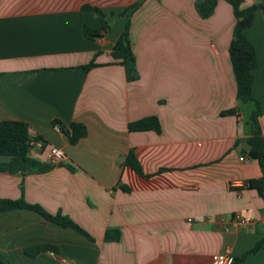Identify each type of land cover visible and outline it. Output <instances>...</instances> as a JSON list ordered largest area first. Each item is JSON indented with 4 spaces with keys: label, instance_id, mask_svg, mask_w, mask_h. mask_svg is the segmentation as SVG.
Returning a JSON list of instances; mask_svg holds the SVG:
<instances>
[{
    "label": "crops",
    "instance_id": "obj_1",
    "mask_svg": "<svg viewBox=\"0 0 264 264\" xmlns=\"http://www.w3.org/2000/svg\"><path fill=\"white\" fill-rule=\"evenodd\" d=\"M197 1L0 0V120L24 122L42 140L29 148L32 159L48 163L52 146L64 153L45 171H0V199L81 229L27 207L1 210L2 264H209L212 254L238 257L264 236V199L246 183L261 172L240 146L252 130L245 105H255L237 99L228 56L235 17L225 0L202 17ZM134 3L129 17L109 16ZM84 4L108 15L99 37L83 33L102 24ZM126 25L133 81L110 53ZM242 33L255 49L251 95L264 143L260 9ZM148 116L158 131L128 130ZM54 119L82 123L86 135L70 144ZM131 150L143 176L124 165ZM111 228L118 240H105ZM240 264H264V240Z\"/></svg>",
    "mask_w": 264,
    "mask_h": 264
},
{
    "label": "trees",
    "instance_id": "obj_2",
    "mask_svg": "<svg viewBox=\"0 0 264 264\" xmlns=\"http://www.w3.org/2000/svg\"><path fill=\"white\" fill-rule=\"evenodd\" d=\"M228 2L233 11L235 17V24L232 31V36L228 45V56L233 71L236 97L242 103L253 102L255 105L254 110L250 114V120L252 123L251 135L247 139L249 145L248 150H242L250 159L257 162L260 169V176L257 178L249 179L246 183L249 188L255 189L259 196L264 199L263 194V180H264V143L261 139V132L257 122V116L262 112L258 102L251 95L252 73L251 70L256 65L255 49L252 43L243 35V28L249 26L252 21L253 11L260 9L264 13V0H258L246 7H241L242 0H225ZM217 0H199L195 7L200 16L205 17L209 15ZM138 3H134L127 7L123 11L118 13H110L109 16H121L125 15L129 17L130 11L135 8ZM81 8L86 10H92L101 20V27L98 29H92L87 26L83 27V33L88 38H96L101 35V32H105L108 28L106 20L108 15L104 14L98 7L84 4ZM111 56L118 60V63L124 67L126 78L128 81L136 80L138 75L135 66V58L131 50L129 38H128V26L126 25L122 32L119 34L114 44L111 47ZM94 58L83 66L84 70H88L91 67L96 66ZM53 125H57L59 130L62 131L68 138L70 144H74L78 139L86 135V128L82 123L72 122L69 127L66 128L58 119L52 120ZM130 131H143L153 129L159 130V123L155 116H148L131 121L127 125ZM30 133L28 125L21 121L13 120H0V155L9 156V161L6 163H0V171L9 173H15L22 170L36 169V171H45L53 166L51 163L42 164L37 160L32 159L29 155L28 139ZM36 140H42L34 136ZM59 164V163H58ZM124 165L129 166L140 176H143V171L133 151H129L125 157ZM123 190H128L127 187L121 186ZM27 207L38 211L45 217L65 226L73 227L76 230L81 229L73 223L69 218L60 215H49L42 211L37 205H32L24 202L23 200H9L0 199V211L6 209ZM120 232L118 229L111 228L105 232V240H118ZM264 240V236L261 237L250 249L246 250L238 257H234L233 264H240V262L250 253H254L258 250ZM43 248H47L43 246ZM3 263V257L0 254V264Z\"/></svg>",
    "mask_w": 264,
    "mask_h": 264
},
{
    "label": "built area",
    "instance_id": "obj_3",
    "mask_svg": "<svg viewBox=\"0 0 264 264\" xmlns=\"http://www.w3.org/2000/svg\"><path fill=\"white\" fill-rule=\"evenodd\" d=\"M41 144L42 142L40 140H36L33 137H29L28 139L29 148H32L33 146H41ZM63 159H64V153L59 147L52 146L49 149V152L47 155L48 163L57 165ZM242 159L243 157H240V160ZM191 220L192 219L189 218L188 222H191ZM233 262H234V256L228 249H226L223 252L212 254L209 264H233Z\"/></svg>",
    "mask_w": 264,
    "mask_h": 264
},
{
    "label": "rangeland",
    "instance_id": "obj_4",
    "mask_svg": "<svg viewBox=\"0 0 264 264\" xmlns=\"http://www.w3.org/2000/svg\"><path fill=\"white\" fill-rule=\"evenodd\" d=\"M248 107H249V108H253V110H254V106L252 105V103H247V104L245 105V109H248ZM245 118H246V115H245Z\"/></svg>",
    "mask_w": 264,
    "mask_h": 264
},
{
    "label": "water",
    "instance_id": "obj_5",
    "mask_svg": "<svg viewBox=\"0 0 264 264\" xmlns=\"http://www.w3.org/2000/svg\"><path fill=\"white\" fill-rule=\"evenodd\" d=\"M241 147H243V148H245L246 150H248L249 149V145L248 144H246V143H241V145H240Z\"/></svg>",
    "mask_w": 264,
    "mask_h": 264
}]
</instances>
